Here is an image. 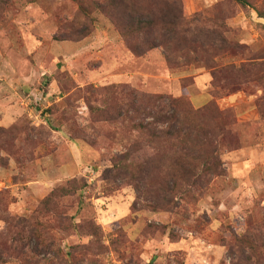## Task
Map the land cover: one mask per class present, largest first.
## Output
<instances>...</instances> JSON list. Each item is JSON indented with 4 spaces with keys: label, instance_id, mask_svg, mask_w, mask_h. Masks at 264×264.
Instances as JSON below:
<instances>
[{
    "label": "rangeland",
    "instance_id": "rangeland-1",
    "mask_svg": "<svg viewBox=\"0 0 264 264\" xmlns=\"http://www.w3.org/2000/svg\"><path fill=\"white\" fill-rule=\"evenodd\" d=\"M227 1L175 3L207 38L215 36L213 7L222 3L219 9L228 17L221 34L234 50L217 60L237 65L253 55L260 61L264 18L249 7L230 8ZM5 2L0 4L1 244H23L24 255L35 264H236L243 258L248 251L236 237L264 223L263 88L250 82L216 95L209 69L170 68L158 45L134 56L107 17L96 11L91 18L83 16L74 0ZM71 34L73 39L66 38ZM132 91L184 94L194 108L214 100L234 112L238 147L222 151L224 174L193 190V197L177 198L178 212L143 208L144 182L137 185L127 171L117 170L119 161L133 165L154 153L146 145L132 147L137 133L126 120L93 121L98 106L124 103ZM163 105L164 99L152 113L161 114ZM131 118L155 122L144 109ZM55 190L60 198L50 209L74 223L93 219L101 228L99 249L86 247L90 236L52 225V214L41 216V200ZM8 218L26 223L27 231L22 230L28 241L11 238L22 227L9 230ZM33 218L46 223L40 241L30 231ZM4 260L24 264L9 250Z\"/></svg>",
    "mask_w": 264,
    "mask_h": 264
},
{
    "label": "trees",
    "instance_id": "trees-1",
    "mask_svg": "<svg viewBox=\"0 0 264 264\" xmlns=\"http://www.w3.org/2000/svg\"><path fill=\"white\" fill-rule=\"evenodd\" d=\"M74 1L78 4L79 12L87 18H91L95 11L107 17L134 56H142L158 45L163 48L166 64L170 68L185 71L188 65L193 64L197 68L209 69L211 85L215 89L213 93L216 95L221 92L238 91L250 82L258 83L264 90L263 57L257 61L260 58L248 55L237 65L224 64L221 60H217V57L232 53L231 50H234L232 43L224 39L221 34L226 26L224 21L228 17L226 12L219 9L222 3L213 7L217 11L210 21L214 25L215 36L207 38L199 26H193L181 15L176 0ZM257 1L261 3L260 8L255 6ZM227 2L230 8L249 7L264 18V0H228ZM2 3H6L5 0H0V4ZM233 13L234 11L231 15ZM69 31L72 33L71 27ZM66 38L73 39V36L71 34ZM163 99L167 105L160 108L161 114L152 113L156 107L158 109ZM165 108L171 110V113L164 112ZM141 109H144L155 122H134L131 114L138 113ZM93 115L95 116L93 121L98 122L119 124V121L126 120V125L137 133L131 143L132 147L140 149L146 145L153 150L154 153L143 161L133 165L119 161L116 165L117 170L127 171L136 184L140 181L144 182L143 208L152 211L178 212L176 199L193 197V190L208 185L213 178L224 174L222 151L238 147L233 130L235 124L233 110L219 108L214 100L194 108L184 94L170 97L132 91L128 101L110 102L98 106ZM159 122L163 124L162 127H158ZM57 123L61 127L63 120L60 116L57 117ZM69 127L74 129L75 126L69 124ZM56 192V190L51 192L41 200L39 204L41 216L52 214L55 219L52 225L90 236L91 240L86 247L90 251L99 249L101 228L93 219H83L79 223H74L50 209L51 204L57 202L56 196L60 198ZM2 203L3 201L0 200V212L4 211ZM61 208L63 209L64 206L61 205ZM138 209L135 204L132 205L133 212L136 213ZM7 223L9 230L17 226L22 227L15 230L11 238L17 236L20 243L28 241L27 236H24V231H27L26 223L23 224L14 218H8ZM45 224L42 219L33 218L34 231L31 229L30 231L38 241L41 239V231L45 228ZM27 226L29 228L31 226L28 221ZM148 226L150 225L145 226L143 232L148 231ZM160 228L159 233L163 234L166 227ZM235 242L242 247V250L248 251L245 256L242 251L243 258H238L236 264H264V223L236 237ZM23 249V244L21 247L16 244L4 246L0 240V264L5 262L4 254L8 250L24 264H35V260L24 255Z\"/></svg>",
    "mask_w": 264,
    "mask_h": 264
}]
</instances>
